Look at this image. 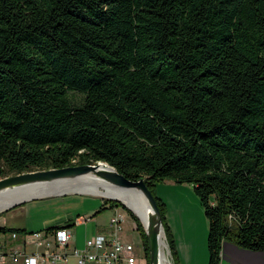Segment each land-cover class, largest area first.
Instances as JSON below:
<instances>
[{
  "label": "trees",
  "instance_id": "trees-1",
  "mask_svg": "<svg viewBox=\"0 0 264 264\" xmlns=\"http://www.w3.org/2000/svg\"><path fill=\"white\" fill-rule=\"evenodd\" d=\"M98 162L145 180L173 264L166 181L199 199L207 264L264 253V0H0V179Z\"/></svg>",
  "mask_w": 264,
  "mask_h": 264
},
{
  "label": "crops",
  "instance_id": "crops-1",
  "mask_svg": "<svg viewBox=\"0 0 264 264\" xmlns=\"http://www.w3.org/2000/svg\"><path fill=\"white\" fill-rule=\"evenodd\" d=\"M162 184L176 186L173 182L166 181ZM187 186V185H183ZM158 187V186H157ZM189 187V186H187ZM185 187H174L171 192L177 193V201H181L178 208H175L173 211V221L170 220L172 211L168 207L165 200L160 196L159 198L163 200L167 207L166 221L172 232L174 240L177 246V253L180 260V264H207L208 263V252H207V243L206 237L208 233V225L204 222V226L199 230L198 227L190 225L189 221V211L186 209L187 202L180 199V194ZM191 188V187H189ZM26 204V203H25ZM21 205L13 207L7 211L0 213V245L3 247L4 252L8 253L9 250H19L25 253H33L37 251V248L34 244L26 241L25 235L32 233H47V230L54 229L57 227H70L76 237V240L73 243H70L66 249L58 248L56 245L52 246V250L57 253H66L68 254V262L66 264H77V258L72 256V251L74 248H82L86 239L95 238L99 236H104L110 238L112 229L110 227V220L116 212H121L125 216L123 224L128 223L129 217L125 211H121L118 207H106L111 210L112 215L109 219H102L99 212L101 209L94 210L92 207H87L84 205L85 213L82 214L84 217H89L91 223L94 225V230L90 231L84 227L85 224H80L78 227H75V214L69 213L65 208L63 212H57L54 216L43 221L42 226H39L36 229H33L28 223L27 214L32 212L27 210L30 205ZM105 207V206H104ZM93 212L92 214H90ZM93 218V219H92ZM123 226L119 232V237L126 243H136L141 240L136 231V225L132 222L131 233L125 232ZM90 227V225H89ZM55 230V229H54ZM201 233V235H200ZM16 234V238H13L12 235ZM76 258V259H74ZM73 261V263H70ZM6 264H22L21 262L13 263L8 261ZM221 264H264V253L248 251L240 248L239 246L231 243L224 242L222 244L221 250Z\"/></svg>",
  "mask_w": 264,
  "mask_h": 264
},
{
  "label": "built area",
  "instance_id": "built-area-1",
  "mask_svg": "<svg viewBox=\"0 0 264 264\" xmlns=\"http://www.w3.org/2000/svg\"><path fill=\"white\" fill-rule=\"evenodd\" d=\"M125 216L116 212L110 220L112 233L110 238L99 236L86 239L82 248H74L72 256L77 258L78 264H148L141 240L134 243H126L119 237V232L124 223ZM86 220L77 218L75 224H85ZM16 234L12 237L16 238ZM26 241L34 244L37 251L25 253L19 250L4 252L0 245V264L8 261L22 264H66L68 254L57 253L52 246L66 249L70 243L76 240L70 227L55 229L47 233L26 234Z\"/></svg>",
  "mask_w": 264,
  "mask_h": 264
},
{
  "label": "water",
  "instance_id": "water-1",
  "mask_svg": "<svg viewBox=\"0 0 264 264\" xmlns=\"http://www.w3.org/2000/svg\"><path fill=\"white\" fill-rule=\"evenodd\" d=\"M104 164V167L101 166ZM93 176L95 179L111 186L112 188L127 190V189H137L139 190L147 201L150 209V217L147 228H144V233L147 240L149 264H159V240L161 235L166 241V236L164 232L163 219L161 217L160 211L158 209L156 200L152 192L148 189L145 180L140 179L138 181H131L118 173L114 168L106 163L98 162L95 165H77L70 166L61 169H51V170H41L33 171L28 173H23L19 175L9 176L0 179V193L10 190H20L27 186L33 185H51L56 183H66L71 181H76L87 176ZM68 193L57 194L56 196L66 195ZM81 194V193H74ZM33 200V199H32ZM120 203L123 207L127 208L132 212V214L139 220L138 216L125 204L118 200H113ZM31 201V200H28ZM27 201H21L15 203L1 212L7 211L13 207L21 205ZM140 221V220H139ZM168 247V244H166ZM169 249V248H168ZM167 249V250H168ZM170 253V251H168Z\"/></svg>",
  "mask_w": 264,
  "mask_h": 264
},
{
  "label": "rangeland",
  "instance_id": "rangeland-1",
  "mask_svg": "<svg viewBox=\"0 0 264 264\" xmlns=\"http://www.w3.org/2000/svg\"><path fill=\"white\" fill-rule=\"evenodd\" d=\"M176 186L181 187V185H176ZM176 186L159 184L158 187L156 188L157 197L161 196L165 200V202L167 203L168 207L170 208V211H172V214L170 217V220H172V221H173V211L175 210V208H178V206L181 202L180 200L177 201V193L171 192L173 190V188ZM182 187H185V189L182 188L183 190L179 191V192H181V194L179 196H180V199L182 200V202L184 200L187 202V206L189 207L186 209L187 212L189 211V216H187V217H189V221H190L189 223H190V225H192L194 227H198V229L200 230L202 228V226H204V222L207 223V220L205 218L204 211L200 205L199 199L194 194L192 188H189L187 186H182ZM101 191H103V190H101ZM65 193H68V194L62 195V196H56L57 195L56 194L53 196H47V197L37 198V199H33L31 201H27V202H25L26 204L23 203L22 205L25 204V205L31 206V207H28L27 210L32 209V212H29L27 214L28 223L30 224L29 227L36 229L39 226H42L43 221L45 219L51 218L57 212H63V209L65 208L69 213L75 214L74 215L75 218L85 219L86 220L85 225L86 224L87 225L84 227L86 229L88 227L89 230L92 231V230H94V225H93V223H91V221H90L91 219H88L89 217H84V215H82L85 213L84 205L87 207H92L93 212H94V210L104 208L101 211L100 215H101L102 219L107 220L110 218L112 213H111V210H109V208H107L106 206L103 207L104 203L111 205V202L112 203L117 202V201H112V200H110L111 198L104 197L102 195H89V194H83V193L74 194V193H78V192H72V191L65 192ZM19 206H21V205H19ZM119 208L121 209V211H125L129 217L128 223L123 224L124 225L123 230L125 232H127V234L131 233L132 222H134V220L131 217L132 212L125 207L123 208L120 206ZM93 212H91L90 214H92ZM139 223L144 230L142 222L139 221ZM89 225H90V227H89ZM76 227H78V224H75L74 228H76ZM136 231L138 232V236L141 239L140 231L139 230H136ZM200 235H201V233H200ZM141 242L143 244L142 239H141ZM206 243H207V237H206ZM166 244H167V242H166ZM143 248H144V246H143ZM167 249H168V247L166 246L165 247L166 255H167L168 259L170 260V264H173L171 254L168 253L169 249L168 250ZM74 259H76V258H74ZM70 263H73V261H71Z\"/></svg>",
  "mask_w": 264,
  "mask_h": 264
},
{
  "label": "bare ground",
  "instance_id": "bare-ground-1",
  "mask_svg": "<svg viewBox=\"0 0 264 264\" xmlns=\"http://www.w3.org/2000/svg\"><path fill=\"white\" fill-rule=\"evenodd\" d=\"M101 166L104 167V164H101ZM69 191L89 195H102L113 200H118L129 207L138 216L144 228H147L148 226L151 212L146 199L139 190L134 188L127 190L112 188L111 186H108L107 184L95 179V177L91 175L76 181L61 184L56 183L42 186L33 185L27 186L20 190L1 192L0 211L21 201L53 196ZM165 247L166 242L161 235L159 240V264H170V260L168 259L165 252Z\"/></svg>",
  "mask_w": 264,
  "mask_h": 264
}]
</instances>
